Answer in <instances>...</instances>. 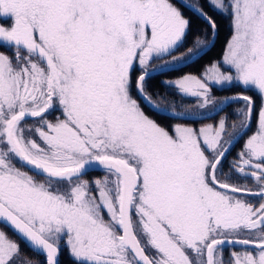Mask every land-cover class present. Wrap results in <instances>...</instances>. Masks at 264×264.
<instances>
[{
	"label": "snow or ice",
	"instance_id": "obj_1",
	"mask_svg": "<svg viewBox=\"0 0 264 264\" xmlns=\"http://www.w3.org/2000/svg\"><path fill=\"white\" fill-rule=\"evenodd\" d=\"M179 2L207 23L209 43L217 24L206 8L231 17L232 35L222 65L165 84L214 114L243 100L242 132L254 111L243 93L260 96L257 131L231 167L253 178L255 191L218 178L235 139L225 141L226 117L169 130L133 97L165 114L148 80L195 62L207 46L197 36L179 52L193 21L176 0H0V47L13 50L0 54V223L46 264H59L62 244L74 264H225L217 256L225 244L244 246L227 264H264V0ZM217 85L242 92L217 104ZM52 111L55 122L45 115ZM96 166L102 179H81ZM18 254L0 231V264H17Z\"/></svg>",
	"mask_w": 264,
	"mask_h": 264
},
{
	"label": "flooded vegetation",
	"instance_id": "obj_2",
	"mask_svg": "<svg viewBox=\"0 0 264 264\" xmlns=\"http://www.w3.org/2000/svg\"><path fill=\"white\" fill-rule=\"evenodd\" d=\"M207 24V23H206ZM209 27V26H208ZM0 54H7L10 57H13V50H10L7 47H0ZM206 54V53H205ZM200 59V58H199ZM197 61V60H196ZM195 61V62H196ZM195 62L189 64L186 67H182L179 68L178 70L175 71H169V72H165L163 74H157V75H153V77H157L159 76V81L162 83H165V81H170V80H175L177 78H180L188 73L184 74V71L191 66L192 64H194ZM157 65L153 66L156 67ZM136 74H139V71L136 72ZM152 77V78H153ZM225 87L227 88L228 86L225 85ZM222 87L221 89L224 90ZM225 88V89H226ZM175 90L176 93V98H170L169 102H165L162 101L160 99L161 94L156 95L157 96V100L156 101L153 97V101L154 103H156L157 105H159L162 108H165L169 111H173L175 110L176 112H182V109L185 108H192L195 107L197 108V110L199 112L197 113H203L204 115H194V116H206L209 114H212L213 112L211 111V108H207V109H201L199 107V98H191L188 96L183 97L182 94L178 93V91ZM217 93V90H216ZM241 92H236V93H232V94H226V95H219V94H212V96L214 98H216L215 103L217 104H221V102L225 101L226 99H230L232 97H234L235 95L239 94ZM243 94L245 95H250L254 101V111H253V115H252V120H251V125L250 127L247 129L246 132H242L241 131V120L237 115V109L242 108L245 104V102L243 100H235L232 103H229L228 105H226L223 108L222 112H219V114H215L212 115L210 117H207L205 119H201V120H180V119H175L172 117H168V116H164L161 114H158L156 112H154L153 110H151L150 108H148L143 101L140 99L139 95L135 92V90H133V97L136 98L138 100V102L140 103L141 106H145L146 108H148L153 114H157V115H161L170 119H174L177 120L175 121L177 123H182L185 124L186 126L189 127H193L196 129H199L205 125H216L218 123V121L222 118V117H226L227 118V126H228V132L225 135V141L232 139V137H237L239 135V138L234 139L232 141V145L230 147V150L227 152L226 156L224 157V159L221 161V165L219 166V171H218V178L221 181H227L231 184H235L237 186H245L248 189H251L253 191L258 189V185L255 182V180L253 178H251L250 176L245 177V176H241L239 174H236L234 172L231 171V167L233 165V163L236 161L238 153L241 151V149L243 148L244 143L246 142V140L248 139L249 136H251L256 130L254 129V125H255V120H256V113L259 111L261 105H262V101L261 98H256L254 95L248 93V92H244ZM178 97V98H177ZM171 101H175V103L177 102H183L184 108H182L180 106V104L175 105L174 102ZM198 105V106H197ZM223 104H221L222 106ZM147 115L150 116V118L155 119L152 115L145 113ZM47 119L51 122H55L56 118L58 116H60V112L59 111H52L50 114H45ZM38 120V118H37ZM37 120L34 119H28L26 121L27 125L29 126H39L37 123ZM191 122V123H188ZM233 124L236 125L235 128H233ZM258 124V122H257ZM174 125V124H173ZM23 126V125H22ZM165 127V126H164ZM172 125H170L169 129L171 130ZM166 128V127H165ZM239 133V134H238ZM31 135L27 130H25V136ZM37 140H39L38 137H35ZM17 166L19 167V163H17ZM21 170L23 171H29L28 168H22ZM30 175H34L32 172H29ZM104 176V172L103 169H98V170H90L88 171L86 174H84L81 179L84 181H88L90 184L96 180V179H102ZM230 177V179H229ZM34 178L38 181V182H44V178L40 175H34ZM67 186V185H65ZM246 200L252 202L255 206H258V197L255 196H246L245 197ZM0 231H3L6 236L8 237V239L14 241L15 243L18 244V246L20 247V251L18 254V258H17V264L22 263L23 261H27V257L29 258H34L36 260H39V264H46V256L39 254L35 251H33L16 233H14L10 228H8L7 226L3 225L0 223ZM244 250V246L242 245H223L221 246V250L218 251L217 256L221 257L225 264H227L228 260L231 258V255L234 251L240 252ZM249 250L255 252V248L254 246H249ZM59 264H69L67 259H70L73 261L72 257L69 254V250L63 246V244L61 245V251L59 254ZM63 258H65V262L63 263L62 260ZM22 260V262H21ZM74 262V261H73Z\"/></svg>",
	"mask_w": 264,
	"mask_h": 264
},
{
	"label": "trees",
	"instance_id": "obj_3",
	"mask_svg": "<svg viewBox=\"0 0 264 264\" xmlns=\"http://www.w3.org/2000/svg\"><path fill=\"white\" fill-rule=\"evenodd\" d=\"M189 1L192 3L195 2V0H189ZM201 3H204V0H201ZM181 10L184 12L185 16L190 17L193 21L191 30H190V32H189V34L185 40V43H184L185 46H183L182 48L179 49V52H184L185 47L192 45L197 36H201L206 41H208V38L204 36V33L206 30L210 33L211 30L205 22L198 19L190 11H187L184 8H181ZM206 10L209 12V15L213 16V18L215 19V22L217 24V36H216L215 43L212 46V48L206 54H204L194 64L189 66L184 71V74L185 73L198 74L200 71H202L204 69L205 65L213 64L214 62L219 61L223 57V54H224V51L226 50V46H227V43L229 41V38L232 35L231 21H230L229 16L222 14L218 11H213L211 9L206 8ZM147 90H148V93L150 94V96L153 97L156 101H158L156 94L163 91L161 89V82L159 81V76L153 77L150 80H148ZM222 91L223 92L219 91L221 93V94L219 93V95H226V94L229 95V94L236 93V92H242V90L240 88H237V87H227L226 89H224ZM248 93L254 95L256 98L260 97L259 95L255 94L254 92H248ZM160 94H162V93H160ZM142 107L144 108L146 113L152 115L155 118V120H157V122L164 125L167 129H169L170 125H172V123L175 122L174 119H170V118H167V117H164L161 115L153 114L145 106H142ZM257 117L258 116L256 114V120H255V125H254L253 130H256V128H257V122H258ZM188 123H191V122H188ZM69 263H71V262L69 261Z\"/></svg>",
	"mask_w": 264,
	"mask_h": 264
},
{
	"label": "rangeland",
	"instance_id": "obj_4",
	"mask_svg": "<svg viewBox=\"0 0 264 264\" xmlns=\"http://www.w3.org/2000/svg\"><path fill=\"white\" fill-rule=\"evenodd\" d=\"M189 1V0H188ZM190 2V1H189ZM190 3H192V2H190ZM177 6L178 7H181L179 4H177ZM181 8H183V7H181ZM185 9V8H184ZM187 10V9H186ZM188 11V10H187ZM219 12V11H218ZM225 15H227V14H225ZM227 16H229V15H227ZM229 18H230V21H231V17L229 16ZM229 40H230V38H229ZM229 42V41H228ZM205 43H206V45L208 46L209 45V42L208 41H206L205 40ZM185 46V45H184ZM193 46V44L192 45H190V46H187V47H185V50L187 49V48H189V47H192ZM207 46H202L203 47V49H205ZM226 51V50H225ZM225 51H224V53H225ZM224 55V54H223ZM216 62H219L221 65L223 64V57L219 60V61H216ZM156 64L154 63L153 64V66H155ZM211 65L212 64H208V65H205L204 66V69L202 70V71H200L198 74H194V73H188V74H192V75H195V76H197V77H201V76H203L207 71H208V69L211 67ZM138 71V70H137ZM188 74H186V75H188ZM136 75H138V74H136ZM170 81H173V80H170ZM222 87H225V86H219V85H217V86H213L212 87V90H211V95L212 94H214V91H215V94H219L220 92L219 91H221V92H223L222 91ZM226 88V87H225ZM225 88H223V89H225ZM161 89L163 90V91H161L160 93H162L161 94V96H160V99L162 100V101H165V102H169V99L172 97V98H176V93H175V90H177V89H175L174 87H168L165 83H162L161 82ZM216 90H217V93H216ZM177 92V91H176ZM160 93H158V94H156V95H159ZM221 94V93H220ZM182 96L183 97H185V95H183L182 94ZM188 97H191V98H197V97H193V96H188ZM213 97V96H212ZM178 98V97H177ZM215 101H216V98H215ZM171 102H174V104L175 105H177V104H180V106L182 107V108H184V105H183V103H184V101L183 102H177V103H175V101H171ZM198 106V105H197ZM141 108H142V110L145 112V110H144V108L141 106ZM182 112H184V113H193V114H197V112H199L198 110H197V108H195V107H192V108H185V109H182ZM146 113V112H145ZM256 114H258V112L256 113ZM147 115V114H146ZM149 116V115H148ZM150 117V116H149ZM258 118V117H257ZM155 120V119H154ZM157 121V120H156ZM175 121H177V120H175ZM159 123V122H158ZM176 122H173L172 123V125L173 124H175ZM161 124V123H160ZM182 124V123H181ZM162 125V124H161ZM162 126H164V125H162ZM257 127H258V124H257ZM170 130V129H169ZM256 131H257V128H256ZM255 131V132H256ZM19 251H20V247H19ZM27 260L28 261H30L31 262V264H39V260H36V259H34V258H29V257H27ZM71 262V263H69V264H74V262L72 261V260H70V259H68V262ZM21 262H22V260H21ZM62 262L64 263L65 262V258H63V260H62ZM73 262V263H72ZM20 264H27V261L25 262V261H23L22 263H20Z\"/></svg>",
	"mask_w": 264,
	"mask_h": 264
},
{
	"label": "water",
	"instance_id": "obj_5",
	"mask_svg": "<svg viewBox=\"0 0 264 264\" xmlns=\"http://www.w3.org/2000/svg\"><path fill=\"white\" fill-rule=\"evenodd\" d=\"M176 3L177 4H179L181 7H183V8H185L183 5H181L180 4V2H179V0H176ZM187 3L188 4H191L188 0H187ZM185 9H187V8H185ZM188 10V9H187ZM189 11V10H188ZM216 36H217V30H216V33H215V39L213 40V41H211L210 43H209V45L205 48V49H203V51L201 52V54H200V56L196 59V60H198L199 58H201L205 53H207L211 48H212V46L214 45V43H215V40H216ZM195 60V61H196ZM193 63V62H192ZM189 64H191V63H189ZM154 75H157V74H154ZM141 99V98H140ZM142 100V99H141ZM143 101V100H142ZM143 103L148 107V108H150L151 110H153L148 104H146L144 101H143ZM229 104V103H228ZM228 104H223L222 105V107L224 108L226 105H228ZM162 108V107H161ZM162 109H164L165 110V114H161V115H164V116H168V117H170L169 115H167V113L168 112H171V111H169V110H167V109H165V108H162ZM154 112H156L155 110H153ZM157 113V112H156ZM212 115H215L214 113H212V114H209V115H206V116H191V117H189V118H187V119H180V120H201V119H205V118H207V117H210V116H212ZM237 138H239V135L235 138V139H237ZM98 169H101V167L100 166H96V168H94V169H92V170H98ZM90 171V170H89ZM1 224H3V223H1ZM3 225H5V226H7L6 224H3ZM8 228H10L14 233H16L11 227H9V226H7ZM17 234V233H16ZM32 250H33V248L30 246V244L24 239V238H22L19 234H17ZM35 252H37V253H39V254H42V255H44L45 256V254H43L42 252H39V251H35ZM58 261H59V256H58Z\"/></svg>",
	"mask_w": 264,
	"mask_h": 264
}]
</instances>
